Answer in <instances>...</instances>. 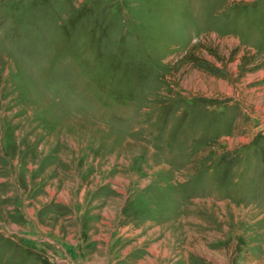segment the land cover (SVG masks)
Wrapping results in <instances>:
<instances>
[{"label":"rangeland","instance_id":"1","mask_svg":"<svg viewBox=\"0 0 264 264\" xmlns=\"http://www.w3.org/2000/svg\"><path fill=\"white\" fill-rule=\"evenodd\" d=\"M0 264H264V0H0Z\"/></svg>","mask_w":264,"mask_h":264},{"label":"trees","instance_id":"2","mask_svg":"<svg viewBox=\"0 0 264 264\" xmlns=\"http://www.w3.org/2000/svg\"><path fill=\"white\" fill-rule=\"evenodd\" d=\"M233 55H234V56H233ZM233 55H230V56L228 57L227 61H232V59H234V57H235V54H233ZM240 60L242 61V63L245 64V63L250 62L251 59H248L247 57H245V55H242L241 58H240Z\"/></svg>","mask_w":264,"mask_h":264}]
</instances>
